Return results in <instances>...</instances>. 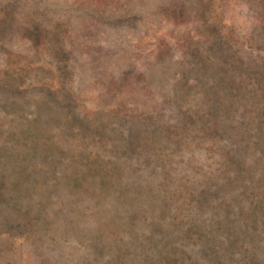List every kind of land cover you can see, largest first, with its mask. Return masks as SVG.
<instances>
[{"label":"rangeland","instance_id":"1","mask_svg":"<svg viewBox=\"0 0 264 264\" xmlns=\"http://www.w3.org/2000/svg\"><path fill=\"white\" fill-rule=\"evenodd\" d=\"M0 264H264V0H0Z\"/></svg>","mask_w":264,"mask_h":264}]
</instances>
